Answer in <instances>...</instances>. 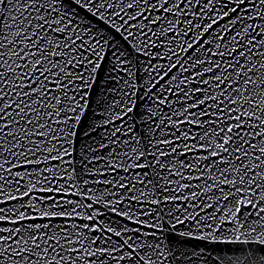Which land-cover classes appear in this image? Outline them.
<instances>
[{"label":"snow or ice","instance_id":"1","mask_svg":"<svg viewBox=\"0 0 264 264\" xmlns=\"http://www.w3.org/2000/svg\"><path fill=\"white\" fill-rule=\"evenodd\" d=\"M0 264H264V0H0Z\"/></svg>","mask_w":264,"mask_h":264}]
</instances>
